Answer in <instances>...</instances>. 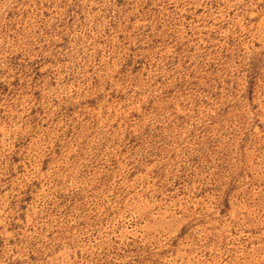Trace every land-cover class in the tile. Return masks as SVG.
<instances>
[{
	"label": "rangeland",
	"instance_id": "374dc122",
	"mask_svg": "<svg viewBox=\"0 0 264 264\" xmlns=\"http://www.w3.org/2000/svg\"><path fill=\"white\" fill-rule=\"evenodd\" d=\"M0 264H264V0H0Z\"/></svg>",
	"mask_w": 264,
	"mask_h": 264
}]
</instances>
